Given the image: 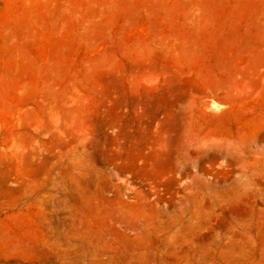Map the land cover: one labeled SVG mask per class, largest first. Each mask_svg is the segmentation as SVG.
I'll return each mask as SVG.
<instances>
[{
  "label": "rangeland",
  "instance_id": "1",
  "mask_svg": "<svg viewBox=\"0 0 264 264\" xmlns=\"http://www.w3.org/2000/svg\"><path fill=\"white\" fill-rule=\"evenodd\" d=\"M182 258L264 264V0H0V264Z\"/></svg>",
  "mask_w": 264,
  "mask_h": 264
},
{
  "label": "bare ground",
  "instance_id": "2",
  "mask_svg": "<svg viewBox=\"0 0 264 264\" xmlns=\"http://www.w3.org/2000/svg\"><path fill=\"white\" fill-rule=\"evenodd\" d=\"M256 158V157H255ZM254 163V162H253ZM123 209H125V208H123ZM125 211H126V209H125ZM119 213V212H118ZM126 213V212H125ZM130 213V212H129ZM135 213V212H134ZM131 215V214H130ZM139 216V215H138ZM122 218V217H121ZM131 218H132V216H131ZM134 218V217H133ZM137 220V219H136ZM139 220V219H138ZM126 221V220H125ZM140 221V220H139ZM142 223V222H141ZM140 223V224H141ZM144 223H146V222H144ZM143 223V224H144ZM125 225V224H124ZM147 227V226H146ZM143 228V227H142ZM175 228V227H174ZM173 230V229H172ZM138 231V230H137ZM141 231V230H140ZM139 231V232H140ZM150 231H151V229H150ZM148 232V231H147ZM148 233H150V232H148ZM151 234V233H150ZM145 236V235H144ZM146 237V236H145ZM136 238V237H135ZM148 238V237H147ZM188 238V237H187ZM141 239V238H140ZM142 240H144L143 238H142ZM149 240V239H148ZM150 240H152V238L150 239ZM156 240H158L157 238H156ZM136 243V242H135ZM144 243H146V240H145V242ZM159 247V246H158ZM157 250V249H156ZM158 251V250H157ZM144 255V254H143ZM90 256V255H89ZM157 257V256H156ZM88 258V257H87ZM88 259H90V258H88ZM83 260H85V259H83ZM91 260V259H90ZM94 260V259H93ZM89 261V260H88ZM189 261L190 260H188L187 258H182L181 260H178V261H176V262H174V264H187V263H189ZM80 262V261H79ZM81 262H83V261H81ZM145 262V261H144ZM84 263H85V261H84ZM91 264H92V262H90ZM104 263V262H103ZM195 263V262H194ZM81 264H83V263H81ZM86 264V263H85ZM101 264V263H100ZM107 264V263H106ZM125 264V263H124Z\"/></svg>",
  "mask_w": 264,
  "mask_h": 264
}]
</instances>
